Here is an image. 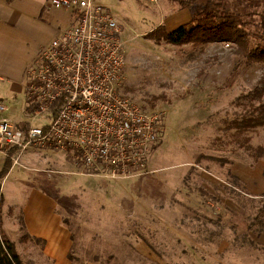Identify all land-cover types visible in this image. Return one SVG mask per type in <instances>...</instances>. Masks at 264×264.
Listing matches in <instances>:
<instances>
[{
  "label": "rangeland",
  "instance_id": "1",
  "mask_svg": "<svg viewBox=\"0 0 264 264\" xmlns=\"http://www.w3.org/2000/svg\"><path fill=\"white\" fill-rule=\"evenodd\" d=\"M94 1L122 29L124 94L142 112L163 115L158 140L136 175L119 180L83 174L70 155L53 147L27 151L2 185L4 238L23 264H56L51 253L63 243L53 217H59L70 236L72 264H264V247L254 242L264 224L249 229L264 205V128L239 135L230 127L248 109L242 96L264 78V64L248 63L228 42L202 47L151 40L160 9L139 0ZM227 1L238 11L264 9V0ZM53 10L56 27L65 30L70 16ZM8 90L0 83L4 116L24 121L26 92L17 102L5 95ZM44 124L33 120V126ZM25 214L50 223L53 246L29 232Z\"/></svg>",
  "mask_w": 264,
  "mask_h": 264
},
{
  "label": "built area",
  "instance_id": "2",
  "mask_svg": "<svg viewBox=\"0 0 264 264\" xmlns=\"http://www.w3.org/2000/svg\"><path fill=\"white\" fill-rule=\"evenodd\" d=\"M50 5L68 11L70 24L27 68L30 121L24 129L0 121V154L15 150L11 159L19 166L27 151L53 147L70 155L83 174L134 177L158 140L163 115L142 112L123 92L127 59L121 26L94 0H50ZM40 118L46 124L33 126Z\"/></svg>",
  "mask_w": 264,
  "mask_h": 264
},
{
  "label": "crops",
  "instance_id": "3",
  "mask_svg": "<svg viewBox=\"0 0 264 264\" xmlns=\"http://www.w3.org/2000/svg\"><path fill=\"white\" fill-rule=\"evenodd\" d=\"M139 2L150 8H158L161 11V20L152 30L163 25L169 32H172L171 29H178L190 23L193 18L192 8L182 9L179 4L175 8L174 3L176 2L173 0H158L156 4L145 0H139ZM165 3L167 4L165 5ZM57 10L66 14V17L70 16L66 10ZM56 16V12L50 5V0H0V83L6 84L9 89L5 95L13 97L17 102L19 101L18 93L23 89L26 90L25 74L27 68L39 55L40 51L64 30L60 25L58 28L56 27L58 23ZM0 100V105L6 107L5 112H0V121L8 120L17 127L20 124H24L25 127L28 125L30 120L28 110L26 111L27 98L25 96V113L28 114V117L24 121L15 123L4 116L8 107L3 98L0 97ZM5 158L0 154V171ZM8 176L2 181V185L6 183ZM242 179L247 183L244 178ZM51 201L47 204L50 214L52 212ZM53 221L55 230L59 233L58 240L63 243V246L60 248L61 253L55 249L52 251L51 256L55 259L56 264H72L69 260V251L72 247L70 236L63 229L59 217H53ZM25 223L33 236L38 237L39 240L42 237L46 238L53 246V240L56 238L50 236L52 230L48 221L35 223V220H31V216L25 214ZM67 236H69V239ZM255 238L254 242L258 246L264 247V233L260 236L255 235ZM51 246H47V248ZM47 254H49L48 251Z\"/></svg>",
  "mask_w": 264,
  "mask_h": 264
},
{
  "label": "trees",
  "instance_id": "4",
  "mask_svg": "<svg viewBox=\"0 0 264 264\" xmlns=\"http://www.w3.org/2000/svg\"><path fill=\"white\" fill-rule=\"evenodd\" d=\"M173 1L177 2L182 9H193L191 22L172 32L160 25L149 32L147 38L157 42L165 41L175 46L193 44L203 47L212 43L228 42L238 47L241 56L248 63L264 64V9L259 11L258 6L250 5L238 11L231 8L227 0H203L199 3L196 0ZM256 17L259 23L254 26ZM242 98L248 101V109L239 119L233 120L230 127L239 135L257 128H264V78ZM18 128L24 129L25 125L20 124ZM15 153V150L10 151L0 171V264H23L14 243L4 238L1 228V210L4 203L2 181L13 168L11 156ZM202 193L213 200L217 198L207 190L202 189ZM263 220L264 205L258 210L249 229L252 226L260 227V224H264ZM262 233L264 229L259 230L256 236Z\"/></svg>",
  "mask_w": 264,
  "mask_h": 264
}]
</instances>
